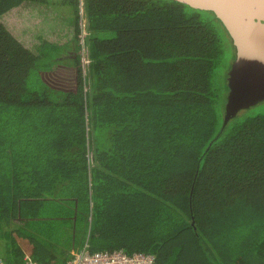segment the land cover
Returning a JSON list of instances; mask_svg holds the SVG:
<instances>
[{
    "label": "trees",
    "instance_id": "16d2710c",
    "mask_svg": "<svg viewBox=\"0 0 264 264\" xmlns=\"http://www.w3.org/2000/svg\"><path fill=\"white\" fill-rule=\"evenodd\" d=\"M235 57L188 1L0 0V259L66 264L31 230L80 223L93 251L264 264V102L225 124Z\"/></svg>",
    "mask_w": 264,
    "mask_h": 264
},
{
    "label": "water",
    "instance_id": "95a60500",
    "mask_svg": "<svg viewBox=\"0 0 264 264\" xmlns=\"http://www.w3.org/2000/svg\"><path fill=\"white\" fill-rule=\"evenodd\" d=\"M221 20L236 51L228 74L225 124L241 110L264 102V0H182Z\"/></svg>",
    "mask_w": 264,
    "mask_h": 264
},
{
    "label": "built area",
    "instance_id": "2783aa9c",
    "mask_svg": "<svg viewBox=\"0 0 264 264\" xmlns=\"http://www.w3.org/2000/svg\"><path fill=\"white\" fill-rule=\"evenodd\" d=\"M81 6L84 4V0H79ZM81 12L83 9L81 7ZM84 22L82 23L83 33L81 36V43L85 42L86 31L84 28ZM83 48V52H84ZM85 64L89 63L86 57H83ZM25 264H39L34 261L31 257H24ZM0 264H6L2 259H0ZM67 264H155V256L135 252L128 254L124 249L114 250V251H93L88 246L73 253L72 257Z\"/></svg>",
    "mask_w": 264,
    "mask_h": 264
},
{
    "label": "rangeland",
    "instance_id": "374dc122",
    "mask_svg": "<svg viewBox=\"0 0 264 264\" xmlns=\"http://www.w3.org/2000/svg\"><path fill=\"white\" fill-rule=\"evenodd\" d=\"M28 226V225H27ZM35 229L31 230L34 235H37V237H39L38 239H41L43 241L41 242H45L44 239H46V236L44 233H40L42 232V229L45 230L46 234L48 233L51 236V241L50 244L52 245L51 251L54 253H58L59 251H62L61 249L63 248H67L68 250H74L76 249V246L78 247L79 242L82 239L83 236V232L81 231V224L78 223L77 225H75V227L71 226V230L72 232H70L71 230L68 231H60L59 228L58 229H49L48 226L44 225L43 223L39 224H35ZM25 234H27L25 232ZM31 235H33L31 233ZM6 238L5 235L2 234V237H0V241H1V252L0 256L3 254H5L8 251V248L4 247V239ZM8 242L10 243V241L8 240ZM49 249V246H48Z\"/></svg>",
    "mask_w": 264,
    "mask_h": 264
},
{
    "label": "crops",
    "instance_id": "0c3cea01",
    "mask_svg": "<svg viewBox=\"0 0 264 264\" xmlns=\"http://www.w3.org/2000/svg\"><path fill=\"white\" fill-rule=\"evenodd\" d=\"M93 161V160H92ZM91 161V165H90V167H92L93 166V162ZM93 168V167H92ZM91 168V169H92ZM102 193V192H101ZM104 193V192H103ZM102 193V194H103ZM94 193H92V195H93ZM101 194V197H103L104 195H102ZM91 220V219H90ZM85 246H88L89 248H91V250H93V245H92V242H91V238H90V234H88L87 235V238L83 241V242H79V245H78V247L76 246V249H74V250H68L67 248H63L62 250L64 251V252H66L67 254L69 253V256H68V258L70 257H72V255H73V253L74 252H76V251H78V250H80V249H82V248H84ZM120 249H123V248H120ZM115 250H119V249H115ZM105 251V250H104ZM114 251V250H113ZM70 258H69V260H70ZM68 260V261H69ZM68 261L66 262V264L68 263Z\"/></svg>",
    "mask_w": 264,
    "mask_h": 264
}]
</instances>
